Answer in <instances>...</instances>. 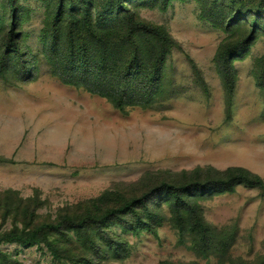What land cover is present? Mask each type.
<instances>
[{
  "label": "rangeland",
  "instance_id": "obj_1",
  "mask_svg": "<svg viewBox=\"0 0 264 264\" xmlns=\"http://www.w3.org/2000/svg\"><path fill=\"white\" fill-rule=\"evenodd\" d=\"M57 1L18 0L11 16L0 0V156L13 161L0 162V234L101 216L162 181L199 184L184 194L182 233L172 202L158 193L147 204L152 220L138 207V218L90 224L93 244L66 227L53 232L52 242L71 237L60 244L69 251L60 259L43 243H1L0 264H264V191L239 184L218 193L213 183L227 169L264 182V8L225 28L205 20L198 0H124L172 44L154 68L162 46L151 36L139 42L144 65L135 82L156 94L148 105L118 110L55 75ZM191 207L205 240L190 228Z\"/></svg>",
  "mask_w": 264,
  "mask_h": 264
},
{
  "label": "trees",
  "instance_id": "obj_2",
  "mask_svg": "<svg viewBox=\"0 0 264 264\" xmlns=\"http://www.w3.org/2000/svg\"><path fill=\"white\" fill-rule=\"evenodd\" d=\"M17 1L8 0L11 16L15 15L17 10ZM77 1H57L55 24L52 30V51L55 49L54 59L58 63L57 68H60L59 72L54 71L57 78L73 87L83 86L90 94L110 100L113 107L118 110H123L129 105L150 104L156 92L146 89L138 79L135 82L136 75L140 74L139 69L141 70L144 65L142 59L139 58L143 53L139 42L145 40V36H151L162 46L163 51L155 57L154 68H156L162 63L163 56L168 53L172 44L171 37L164 29L139 21L135 14L131 13L124 0H103L102 3L99 0ZM198 2L201 4L205 20L215 27L225 28L230 26L237 16L264 8V0H198ZM14 27L15 23L11 21L12 35ZM58 44L62 45L61 51L58 49ZM59 53L64 56L62 63L59 57L56 58ZM153 54L154 52L150 55ZM155 74L158 75L152 78L158 82L161 73L156 71ZM154 86L153 90L158 85ZM227 91L230 94L233 93V80L227 83ZM0 162L13 163L11 159L1 156ZM226 173V179L213 181L215 192H233L235 186L239 184L264 191V182L258 176L243 169H227ZM197 184L199 183L175 185L162 181L140 196L124 201L120 207L106 210L101 216L88 213L81 220L65 217L57 223L41 224L31 231L19 232L12 229L0 234V244L18 243L24 247H31L43 243L54 258L60 259L64 253L69 254L67 249L60 248V244L65 243V240H71V237L64 234L65 240L59 239L57 242H52L48 239L49 234L58 233L61 229L66 230L67 228L81 233L87 238L86 242L93 244L95 237L92 231L95 229H90V224H98V228H103V225L109 222L110 217L124 213L133 214L138 218L136 212L138 207L143 208L148 220H152L156 214L148 208L147 204L158 193L172 202L176 227L182 233L184 221L181 206L184 204V194L191 190L190 186ZM189 211L191 230L201 240H205L206 226L202 223L195 208L191 207ZM66 222L70 225L65 226ZM129 229L132 232L138 231L133 223ZM140 230L155 234V231L149 227H140ZM72 256L74 257L73 254Z\"/></svg>",
  "mask_w": 264,
  "mask_h": 264
}]
</instances>
